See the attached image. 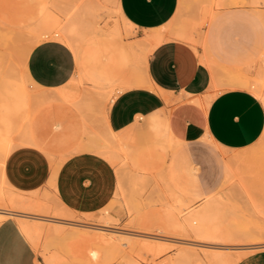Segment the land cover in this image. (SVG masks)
<instances>
[{
    "label": "crops",
    "instance_id": "crops-1",
    "mask_svg": "<svg viewBox=\"0 0 264 264\" xmlns=\"http://www.w3.org/2000/svg\"><path fill=\"white\" fill-rule=\"evenodd\" d=\"M40 1L34 20L42 4L49 0ZM262 1L251 0L253 4ZM179 5L180 0H117L119 15L136 33V37L124 45L127 49L119 47L112 51L110 43L95 49L94 53L83 52L79 56L70 44L47 37L36 41L30 49L26 72L31 91L34 90L30 83L38 90L55 94L69 87V94L75 93L73 96L79 101L78 93L87 85L104 92H116L105 118L108 136L113 137L116 148L129 149L131 155L144 146L152 151L171 152L167 168L169 179L193 201H204L213 191L204 183L186 145L199 143L211 148L238 150L257 142L264 132L263 100L244 88L217 89L216 84H212L213 71L207 61L217 65V53L234 64L240 60L248 63L261 60L264 66V18L263 11L258 9L218 11L211 20V32L206 40L209 53L201 58L198 48L171 34ZM225 6L221 8L238 5ZM157 30L161 39L152 47L154 41L147 37L155 35ZM138 39L143 41L141 45L147 42V47L143 45L144 52L154 48L149 55L138 53L146 81L153 88L136 85L135 41ZM104 56L99 65L98 58ZM65 100L53 97L39 104L24 127L23 135L27 132L33 140L30 148L37 163H49L51 158L69 154L55 185L51 188L49 184L51 167H48L34 191L51 190L58 205L69 216L68 220L75 217L83 224L91 220L98 226H110L105 209L120 193L121 180L109 156L79 151L85 138V119L77 104ZM10 153L0 157L3 167H7ZM221 170L223 173V163ZM6 180L5 195H1L2 189L0 192L3 197L0 196V264H45L22 224L40 216L48 221V217L41 214L35 217L27 211L26 205L33 201L31 198L36 192L21 187L23 180L16 173L10 171ZM8 190L15 194L13 200ZM108 213L112 218H126L118 212ZM161 217L169 219L173 229H183L178 211L170 205L161 211ZM52 218L62 223L59 225L68 224L60 220L63 218L49 219ZM172 228L166 229L175 231ZM237 264H264V249L248 254Z\"/></svg>",
    "mask_w": 264,
    "mask_h": 264
},
{
    "label": "rangeland",
    "instance_id": "rangeland-1",
    "mask_svg": "<svg viewBox=\"0 0 264 264\" xmlns=\"http://www.w3.org/2000/svg\"><path fill=\"white\" fill-rule=\"evenodd\" d=\"M50 1L62 10L69 11L70 14L80 13L84 15L86 21L94 20L96 22L99 33L93 36V34L86 32L80 44L86 55L94 53L95 49L104 48L110 43L113 44L112 51L114 48H126L124 45L129 43L131 38L136 37V33L131 26L119 15L118 8L116 9L117 0ZM216 1L180 0L178 13L170 28L173 37L184 39L195 48H198L201 52V58L209 53L206 40L211 32V20L218 11L255 8L262 10L264 15V1L253 4L251 0H240V4L232 8H221L217 6ZM40 3V0H0V68L8 69L10 66H14L15 69H18L16 71L21 72L23 66L20 62L22 61L21 56L23 57L22 54L28 49L31 42L29 25L35 19ZM86 36L88 37L86 38ZM140 42L141 39L135 41L137 45L136 85L153 88L146 81L143 65L138 62V53L144 50ZM247 48H249V45ZM131 51L134 52L133 47ZM104 58L105 56L98 58L100 60L99 65ZM215 58L218 61L217 65L207 61L213 71V86L216 84V88L219 90L229 88L248 89L254 91L264 102V82L261 83V80H264V66L261 60L260 62L253 61L249 63L240 60L237 64H234L217 53ZM30 88L36 92L44 91L38 90L31 83ZM66 91L69 92V87ZM48 92L55 94V92ZM116 94V92H104L87 85L78 93L80 101H71L77 104L86 124L85 138L79 151L100 153L103 150L101 154L107 151L105 155L109 156L108 154H111L109 157L117 167L116 171L121 180L120 193L105 209L107 211L106 217L111 222L109 224L110 229L128 232L135 236L127 235L123 238L118 234L108 235V233H99L88 228L71 226V224L54 225V223L48 221L41 222L39 226L41 231L35 233L33 238H29L45 264H180V262L181 264H237L248 254L264 249V132L257 142L238 150L211 148L199 143L186 145L198 165V172L204 183L213 191L214 198L210 202L211 204L214 202L211 212L213 218H207V222L214 223L216 219V221L221 220L223 222L218 221L219 225L217 226H222L220 228L222 231L221 237L228 241L221 240L220 243L224 245L220 243V245L207 244L212 247L224 246L223 250H220L222 253L219 252V255H217L218 250L214 254L212 248H204L203 245L206 246V244H203V240L201 241L196 235L197 232H199V236L202 234L200 231L195 232L199 230L197 227L200 226V229H204L200 224L201 222L197 223L195 221L196 224H199L193 226L195 231L192 230V227H188L189 232H194L189 234L185 229H179V231L177 228L173 229L174 226L170 220L161 217V211L170 202L173 205L178 202L177 205L184 206L183 210L186 207L187 209L182 210V213L186 212L185 214H188L189 212V216H191L190 213L197 212V209L201 210L205 204L203 201H193L189 194L180 190L169 179L167 168L171 152L162 153L157 149L152 151L144 146L137 149L138 153H133L130 158L122 161L123 156L118 153L115 142L109 139L105 124L109 106ZM38 106L33 108V112ZM15 136L13 149L7 160V167L0 165V189L3 191V196L5 195V185L8 184L6 178L10 171L16 173L23 180L20 182L21 187H26L34 193L36 192L34 190L42 181L46 169L51 167L49 184L52 188L55 185L61 165L69 154L55 159L51 158L49 163L47 161L37 163L36 155L30 148L33 140L28 133L26 132L24 136L16 133ZM21 139L22 144L18 142ZM121 162H123L122 165H120ZM222 163L224 166L223 173L221 170ZM227 165L230 167V174L227 173L229 169L226 172ZM8 191L11 200H13L15 194L12 190ZM219 199L221 200L219 202L221 203L220 206L217 204L220 201ZM31 200L33 201L26 205L27 211L31 215L41 214L48 218H63L60 220L72 222L73 224L98 226L92 224L96 222L91 220H89V223L84 224L80 222L82 220L79 218L73 217L70 218L72 220H68L69 216L58 205L51 190L42 193L36 192ZM222 205L223 207H221ZM216 208L220 210L221 215L219 212L216 214V211H218L214 210ZM113 211L126 216V218H112L108 212ZM100 223L105 225V222ZM168 226L175 231L166 229ZM105 227L109 228L108 226ZM138 234L155 237L153 240L152 238L140 237ZM88 236L92 238H87ZM100 238L101 241H99ZM104 238L106 239L105 243L102 242ZM183 238L185 239L183 240ZM187 239L188 241L193 240L192 244H199L197 241L200 240L203 245L191 246V244H188L190 245L188 246L187 244L178 243ZM185 248H188V251ZM183 249L190 254L195 251L196 254H193L196 256L185 255L186 251L183 252ZM184 255L185 257L182 258Z\"/></svg>",
    "mask_w": 264,
    "mask_h": 264
},
{
    "label": "bare ground",
    "instance_id": "bare-ground-1",
    "mask_svg": "<svg viewBox=\"0 0 264 264\" xmlns=\"http://www.w3.org/2000/svg\"><path fill=\"white\" fill-rule=\"evenodd\" d=\"M226 1L225 4H228V5H239L240 4V0H229V3L227 2V0H217L216 1V4L217 6L219 7H224L225 4L224 2ZM242 1V0H241ZM242 3V2H241ZM227 7V6H225ZM232 7V6H231ZM234 7V6H233ZM255 9V8H254ZM119 11V10H117ZM263 18H264V15H263ZM29 31H30V35H31V39H30V46L28 47V49L22 54L23 57L21 56V60L20 61L23 66L21 67V72L19 71H16L18 70L17 68L15 69L14 66H8V64H6L9 68L8 69H2L0 68V70L2 69V71H0V150L2 151V156L0 157H7L8 154L12 151L13 149V139H15V134L16 133H19L21 135H23V132H24V127L25 125H27V121L33 111V108L53 97H61V98H64L66 100H78L75 98V96H73L75 93H72V94H69L68 91H65V92H59V93H56V94H51V93H48V92H36V91H31L29 89V86H28V82L30 81V78L29 76L27 75V72H26V59H27V56H28V53L30 51V49L33 47V45L36 43V41H38L39 39H43V38H47V37H50V38H56V39H59V40H62L64 42H66L68 45L70 44L74 50L76 51L77 55L81 56V54L83 53L82 49H81V42L83 40V37L85 35L86 32L88 33H91L93 34V36L97 35L99 33V29L98 27L96 26V22L94 20H88L86 21V19L84 18V15L83 14H78V13H73V14H70L69 11H64L62 10L61 8L57 7L55 4H53L50 0L48 2H45L44 4H42L39 12H38V16L36 18V20L32 21L29 25ZM160 30H157V33L155 35H152V36H149L147 37V40H153L154 41V44L152 47L156 46L157 43L160 41L161 39V34L159 33ZM155 33V31H154ZM162 33V32H161ZM163 36V34H162ZM88 36H86L87 38ZM163 38V37H162ZM143 39H146V38H143ZM142 41V40H141ZM145 41V40H144ZM151 42V41H150ZM162 42V41H161ZM84 43V42H83ZM143 43V41H142ZM147 45V42H144L143 45ZM145 45V46H146ZM147 47V46H146ZM145 47V48H146ZM147 48L145 52L150 53L151 49L153 50L154 48ZM143 51V53H145ZM21 54V53H20ZM148 59V57H147ZM203 60V59H202ZM205 60V59H204ZM207 60V58H206ZM141 62V60L139 61ZM205 63V62H204ZM207 64V63H206ZM3 65V64H2ZM13 65V64H12ZM143 65V64H142ZM17 66H20V65H17ZM6 67V66H4ZM3 67V68H4ZM20 68V67H18ZM145 69V68H144ZM264 72V71H263ZM147 76V75H146ZM144 77V76H143ZM263 78H264V73H263ZM264 80H261V83H263ZM150 83V82H149ZM264 85V84H263ZM260 87V86H258ZM262 91V90H261ZM254 92V91H253ZM257 92V91H256ZM255 93V92H254ZM263 98V97H262ZM15 136V137H14ZM24 136V135H23ZM14 137V138H13ZM110 137L109 139H111L113 142V137L112 136H108ZM20 139V138H19ZM22 141L19 140L18 142ZM24 141V139H23ZM110 142V140H109ZM21 143V142H20ZM22 144V143H21ZM18 146V145H17ZM114 146V145H113ZM107 147V145H106ZM104 147V148H106ZM94 148V147H93ZM99 148V147H97ZM103 148V147H102ZM101 148V149H102ZM96 149V147H95ZM94 149V150H95ZM128 149V148H127ZM129 150V149H128ZM126 150V148H121L120 151H121V156L122 157V161L123 159H128L130 158L131 154H129L130 152ZM103 150H101L100 153H102ZM106 151V150H105ZM119 151V150H118ZM117 151V152H118ZM120 151L118 153H120ZM107 152V151H106ZM105 152V153H106ZM104 153V152H103ZM104 153V155H105ZM108 154V153H107ZM109 156H111V154H108ZM120 158L121 156L118 155ZM118 157V158H119ZM110 158V157H109ZM1 160V159H0ZM116 160V159H115ZM133 162H135V160H133ZM123 162H121L120 165H122ZM56 168V167H55ZM117 168V167H116ZM119 168V167H118ZM230 167L228 166L227 167V170L229 169ZM54 169V168H53ZM123 169V168H122ZM230 169L228 170L227 173H229ZM236 173V172H235ZM230 174V173H229ZM237 174V173H236ZM139 176V175H138ZM236 176V175H235ZM143 177V176H142ZM146 177V176H145ZM138 178V177H137ZM144 178V177H143ZM139 179V178H138ZM134 180V179H132ZM136 181V180H135ZM141 181V180H140ZM145 181V180H144ZM139 182V180H138ZM142 182V181H141ZM149 183V182H148ZM145 184V183H143ZM142 184V185H143ZM145 186V185H144ZM139 187V186H138ZM136 188V187H135ZM133 190V188H131ZM146 189V188H145ZM138 190V189H137ZM121 191V190H120ZM0 192H1V189H0ZM1 194V193H0ZM3 195V194H1ZM0 195V196H1ZM2 197V196H1ZM216 197V196H215ZM213 195L206 198L203 202H205L204 204V207L199 210L197 209L198 211L196 212H192L190 213L191 216H189V212L188 214H185L186 212L182 213L184 210H183V207L184 206H179L177 204H179L178 202L176 203V201H174L176 203V205H173L171 204L172 202H170V206L173 207L174 209H176L179 213V220L181 222V226L183 228V230L185 229L186 231H188V227H192V230L195 231L193 227L196 223L195 221H197V223H200L202 225V227L204 228L203 230L200 229L201 227H197L199 228V230H196L195 232L197 231H200L202 232V234H200L199 236V232H197V237H199V239H201L202 243L203 244H206V246H204L203 244H201L200 240L197 241L199 242V244H196V243H193V240L192 241H188L185 240L184 242H178L179 244L182 243L184 245H188V244H191V246H197V245H203V247L205 248H212L213 249V252L214 254L216 253L215 251H217V255H219V252L220 250H223V247L224 246H214L212 247L211 245L208 246L207 244H222L224 245L223 243H220L221 240H223L224 242H227L228 240H226L225 238L221 237L222 236V231L220 230V228L222 227H218L217 225H219L218 223L221 221V220H218L216 221L215 219V222L217 223H208L207 221V218L210 219V217L213 218V216L211 215V212L213 210V204L214 202H212L213 204H211L210 202L213 200ZM11 199V198H10ZM164 199V198H163ZM158 200V199H157ZM156 200V201H157ZM181 200V199H180ZM217 200V199H216ZM220 200V199H219ZM170 201V200H169ZM160 202V200H159ZM163 202V201H162ZM165 202V201H164ZM173 202V203H174ZM221 202L218 201V205L220 206ZM215 204V205H217ZM187 205V204H186ZM225 205V204H224ZM188 207V206H187ZM223 207V205L221 206ZM187 209V208H186ZM183 210V211H182ZM214 210H218L216 211V214H218L217 212H219L220 214V210L218 208L214 209ZM194 211V210H193ZM223 212V211H222ZM12 213V212H11ZM16 214V213H15ZM17 215V214H16ZM15 215V216H16ZM25 215V214H23ZM28 215V214H27ZM184 215H187L184 217ZM221 215V214H220ZM19 216V214H18ZM31 216V215H29ZM219 216V215H218ZM217 216V217H218ZM22 217V216H20ZM24 217V216H23ZM36 217V216H35ZM30 218V217H29ZM216 218V217H215ZM27 219H28V216H27ZM26 219V221H28ZM34 220V219H33ZM47 221V218H42L41 216L36 218L34 221L31 220V222H25V223H21L22 226H23V229L24 231L26 232L27 236L30 237V238H33L34 234L37 233V232H40L41 229H40V223L42 222H45ZM108 220V218L106 219ZM192 221L194 222L192 224ZM210 221V220H209ZM48 222H51V223H57L58 225L59 224H62L60 221L56 220V219H49L48 218ZM107 222V221H106ZM222 222V221H221ZM107 223H110V221H108ZM223 223V222H222ZM66 224V223H65ZM68 224H71V226H78V227H83V228H88L90 230H94L96 232H99V233H108V235H121L123 238L127 235H133L135 236L134 234H131V233H128V232H121V231H117V230H112L110 229V226H108L109 228H106L105 226L102 227V226H85L87 224H84V225H80V224H73L71 222H68ZM55 225V224H54ZM57 225V226H58ZM199 224H196L195 226H197ZM221 225V224H220ZM223 225V224H222ZM196 228V229H197ZM219 228V229H218ZM55 229H57L55 227ZM60 229V228H59ZM190 229V228H189ZM191 230V229H190ZM58 231V230H56ZM63 231V230H62ZM193 231H191L192 233H194ZM189 232V231H188ZM187 232V233H188ZM191 232H189V234H191ZM219 232H221L219 234ZM85 233V232H84ZM98 234V233H97ZM219 234V235H218ZM84 235V234H83ZM104 235V234H103ZM107 235V236H108ZM137 235V234H136ZM187 235V234H185ZM218 235V236H217ZM93 236V234H92ZM97 236V235H95ZM99 236V234H98ZM106 236V235H105ZM138 236H142L144 238H154V237H151V236H145V235H142V234H138ZM81 237V236H79ZM94 237V236H93ZM102 237V236H101ZM196 237V236H195ZM196 237V238H197ZM220 237V238H219ZM87 238H90V236H88ZM92 238V237H91ZM90 238V239H91ZM103 238V237H102ZM106 238V237H105ZM104 238V242L105 243V239ZM157 238V237H156ZM159 238V237H158ZM99 239V238H97ZM111 239V238H110ZM165 239V238H164ZM185 238H183L184 240ZM94 240H96L94 238ZM103 240V239H102ZM112 240V239H111ZM154 240V239H153ZM156 240V239H155ZM161 240V238H160ZM101 241V238L100 240ZM150 241V240H149ZM182 241V239H181ZM188 241V242H186ZM195 241V240H194ZM195 241V242H196ZM96 242V241H94ZM98 242V241H97ZM111 242V241H110ZM161 242V241H160ZM109 243V242H108ZM154 243V242H153ZM220 243V244H219ZM196 244V245H195ZM106 245V244H105ZM169 246V245H168ZM190 246V245H188ZM154 247V246H153ZM170 247V246H169ZM183 247V246H182ZM187 247V246H186ZM202 247V248H203ZM146 248V247H145ZM184 248V247H183ZM258 248V247H257ZM159 249V248H158ZM186 249V248H185ZM188 249V248H187ZM186 249V250H187ZM209 249V250H210ZM184 250V249H183ZM186 250H184L183 252H185ZM162 251V250H161ZM188 251V250H187ZM186 251V252H187ZM164 252V251H162ZM182 252V251H181ZM185 252V255H194L196 256L195 254V251L192 252V254L190 253H186ZM195 253V254H193ZM222 253V252H220ZM182 256V258L185 257ZM223 255V254H222ZM213 256V255H212ZM215 257V256H214ZM213 257V258H214ZM178 258V257H177ZM176 258V259H177ZM188 258V256H187ZM194 258V257H193ZM192 258V259H193ZM211 258V257H210ZM175 259V260H176ZM219 259V258H218ZM221 259V258H220ZM219 259V260H220ZM178 260V259H177ZM180 261V260H179ZM184 261V260H183ZM188 261V260H187ZM222 261V260H221ZM174 262V261H173ZM177 263V262H176ZM189 263V262H187ZM175 264V263H174ZM179 264V263H178ZM181 264V262H180ZM186 264V263H185Z\"/></svg>",
    "mask_w": 264,
    "mask_h": 264
}]
</instances>
